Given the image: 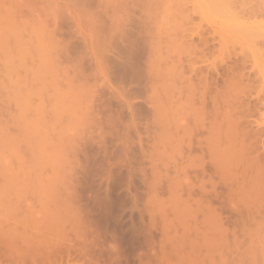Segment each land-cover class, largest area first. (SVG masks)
Masks as SVG:
<instances>
[{"label": "rangeland", "instance_id": "1", "mask_svg": "<svg viewBox=\"0 0 264 264\" xmlns=\"http://www.w3.org/2000/svg\"><path fill=\"white\" fill-rule=\"evenodd\" d=\"M12 175L0 264H264L263 2L0 0Z\"/></svg>", "mask_w": 264, "mask_h": 264}, {"label": "bare ground", "instance_id": "2", "mask_svg": "<svg viewBox=\"0 0 264 264\" xmlns=\"http://www.w3.org/2000/svg\"><path fill=\"white\" fill-rule=\"evenodd\" d=\"M261 2H263V4H264V0L262 1V0H260ZM224 13V12H223ZM38 39V38H37ZM36 39V40H37ZM18 48H16V55H17V57H18V63L20 62V60H21V58L23 57V55H26L25 53H26V50L27 51H29L28 50V48L26 49L25 47V45H23L22 43H19V45L17 46ZM5 48V47H4ZM3 48V49H4ZM36 55L39 57V58H42V57H44V55H45V48L42 46V43H41V39H40V41L38 40L37 41V46H36ZM2 52H3V54H4V52L5 51H3L2 50ZM4 56H7L6 54L4 55ZM7 59V58H6ZM45 70H46V66H45V64H44V62H40V63H37V65H36V70L33 72V74H32V79H33V81L36 83V84H38V85H42L43 84V78H44V74H45ZM20 105H21V107L23 108V109H26L27 107H28V105H27V103L25 102V101H23V100H21V102H20ZM64 107V98L62 97V96H60V95H55L54 96V110H55V115H59L60 114V111L62 110V108ZM38 112H39V115H40V109H38ZM39 119H40V116H39ZM32 125H33V128H35L37 125H36V122H33L32 123ZM237 161H239L240 162V157H239V160L237 159ZM231 162H234V160L233 161H231ZM238 163V162H237ZM234 164V163H233ZM239 165V164H238ZM234 168V167H233ZM12 174V173H11ZM10 174V175H11ZM2 176V175H1ZM12 177V179H11V181H12V183L10 182L9 183V181L10 180H8V183H7V180L6 181H4V183L6 184H0V185H2V186H0V226H2V222L3 221H5V224L3 223V230H5L4 228H5V226L6 225H8V223H12L11 221H9V220H13V223L15 224V226L13 225V224H10L9 225V227L11 228V230L12 231H10V229H9V227L8 226H6V227H8L7 229L10 231V232H12L13 233V230H15V231H17V232H15L14 234H16V233H18V231H19V229L18 228H20V227H18V223H20V221L18 220V219H20V212L17 214V212H18V209L20 208L19 207V205H20V202L18 201V200H20V195L18 194V193H20V191L18 192L17 191V187L18 188H20L19 186H17V184H18V181H17V179H15L14 178V176L12 175L11 176ZM233 181V180H232ZM0 183H1V181H0ZM9 186H8V185ZM4 185L5 186H8L9 187V189H11L10 190V192L12 191V189H13V191H12V193H10L9 192V189H7L8 187H4ZM242 186V185H241ZM4 187V188H3ZM12 187V188H11ZM244 187V186H243ZM242 187V188H243ZM241 188V187H240ZM241 188V189H242ZM7 190H8V193H10V194H12L11 196H13L14 195V198L12 197V200L15 202H13L12 200H9L8 201V199H7V197L9 198V199H11V196L10 195H8V193H7ZM20 190V189H19ZM245 192H247V191H245ZM240 193H241V191H240ZM6 194H7V197H6ZM244 194V193H243ZM19 195V196H18ZM245 195V194H244ZM247 196V195H246ZM245 196V198L246 199H248L247 197ZM19 197V198H18ZM249 197V196H248ZM18 198V199H17ZM243 198V197H242ZM244 198V199H245ZM11 201V202H10ZM17 201H18V205L16 204L17 203ZM19 207V208H18ZM20 211H22L21 209H19ZM13 214V216H12V214ZM11 214V217L9 216ZM10 217V219L8 220V218ZM22 218V217H21ZM1 220H2V222H1ZM6 220L8 221V223L6 222ZM7 223V224H6ZM5 225V226H4ZM14 226V227H13ZM1 227V228H2ZM17 229V230H16ZM1 231H2V229H1ZM7 231V230H6ZM9 231H7L8 232V235L10 234L9 233ZM2 232H5V231H2ZM21 232V231H20ZM1 233V232H0ZM6 233V232H5ZM7 234V233H6ZM14 234H11V236L13 237V235ZM16 235H17V237H16ZM16 235H14V237H13V241H12V239H11V241L10 240H6V241H10V242H13V244L15 245L14 247H15V250L14 251H16V255H9L10 257H12L11 258V261L13 260V258H15V261L17 260V258H18V255H17V252H18V254H19V250H18V244H19V242H21L22 240H18V234H16ZM21 236V238H22V235H20ZM3 237H4V235H3ZM4 240V239H3ZM4 243H5V241H3ZM1 243V242H0ZM3 243V244H4ZM6 244V243H5ZM9 244V243H8ZM13 244H12V247H13ZM23 244H24V241H23ZM22 244V245H23ZM10 245V244H9ZM1 246V245H0ZM4 246V245H3ZM5 247H6V245H5ZM5 247H4V249H5ZM20 248H22V247H20ZM2 249V248H1ZM14 249V248H13ZM5 250H7V249H5ZM1 251V250H0ZM6 252V251H5ZM4 252V253H5ZM3 252H2V254H4ZM7 254H8V252H6ZM10 254H11V252H9ZM20 255V254H19ZM2 256V255H1ZM7 256V255H6ZM3 257H4V255H3ZM10 257H9V259H10ZM2 258V257H1ZM1 258H0V260H1ZM5 258V257H4ZM19 263H21V261L19 262Z\"/></svg>", "mask_w": 264, "mask_h": 264}]
</instances>
